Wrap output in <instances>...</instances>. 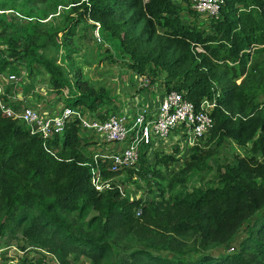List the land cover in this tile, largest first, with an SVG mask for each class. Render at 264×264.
I'll use <instances>...</instances> for the list:
<instances>
[{"label": "trees", "instance_id": "obj_1", "mask_svg": "<svg viewBox=\"0 0 264 264\" xmlns=\"http://www.w3.org/2000/svg\"><path fill=\"white\" fill-rule=\"evenodd\" d=\"M66 5L67 23L60 30L47 29L39 16L25 26L14 12L0 13V72L10 68L12 56L37 60L32 53L37 42L56 43L59 34H74L81 21L93 19L99 22V33L135 71L159 79L167 89L182 90L196 106L212 93L214 84L218 87L211 140L231 137L244 147L252 143V151H264V104L258 98L259 92L264 96V0H224L210 33L185 23L193 10L176 0H70ZM15 7V1L0 0L1 9ZM55 68L52 82L59 92L63 82ZM78 69L73 83L78 93L68 94L66 102L107 116L113 98ZM240 74L245 75L238 84ZM83 132L72 120L60 134L44 138L0 110V235L20 233L32 248H46L63 264L73 263L80 254L92 264H264V221L249 227L232 254L166 256L150 250L159 248L158 239L170 243L159 246L178 250L177 238L186 234L198 240L195 250L203 249L210 246L206 239L212 233L238 227L264 204V161L238 156L235 162L210 167L200 147L191 146L194 152L169 182L181 181L196 168L214 167L217 181L179 191L172 202L162 204L159 199L126 196L115 186L98 191L90 179L93 156L86 151L96 141ZM183 153L178 147L173 153L155 149L154 163H174ZM148 155L144 146L140 164ZM113 244L121 250H114Z\"/></svg>", "mask_w": 264, "mask_h": 264}, {"label": "rangeland", "instance_id": "obj_2", "mask_svg": "<svg viewBox=\"0 0 264 264\" xmlns=\"http://www.w3.org/2000/svg\"><path fill=\"white\" fill-rule=\"evenodd\" d=\"M12 1H15L16 7L14 9L16 11H10V8H0V13L5 12V14H8L9 12H14L20 24H25L26 26L30 22L37 20L38 16L41 17L39 19L42 20L44 26L49 30H60L67 23L65 16L67 12L66 4L70 0ZM179 2L184 7L191 8L188 2L180 0ZM32 16L35 18H32ZM212 22L208 16L200 14L195 10L189 12L185 20V23H190L193 27L202 30L204 33L214 32L212 30ZM96 27L97 23L93 19H85L78 24L74 34H59L60 36H57L56 43L42 37L45 40L43 46L40 42L39 44L41 46H38L37 42L36 49L32 52L37 57V60L32 59L30 56H12L10 68L4 71V87L9 88V91L17 88L20 91L18 92L19 94L31 96V101L35 106L53 109L59 106L60 103H65L68 94L72 93L76 95L78 93L73 83L75 82V71L79 67L78 72H83L84 78H89V81L94 87H103L106 89L109 95L112 91L115 93L126 92L127 88L132 84L136 71L129 65V59L126 56L118 54V51L104 39L98 29L96 32ZM157 27L160 30L164 28L162 23ZM5 54L7 55V51H5ZM47 64H50V69L47 68ZM228 64L236 65V63ZM55 66H57L59 76L61 77L59 81L63 82L59 92L55 90L52 82V73L57 75ZM11 73L15 74V80H10L9 74ZM244 75L240 74L238 76L236 79L238 84L242 83L241 79ZM147 80L146 86L148 87L150 81L148 78ZM111 97L114 102L120 101L119 96ZM258 98L264 104V96L262 93H258ZM263 104L260 103L259 107H263ZM80 108L86 111L83 107ZM112 110L110 111L113 112ZM231 112L232 109L230 110ZM235 114H237L236 110H234ZM214 126L212 129H214ZM83 134L90 135V139H93V137L96 139L95 135L90 132L84 131ZM211 135L212 131L195 144L203 151L206 161L212 165L210 167L215 166L216 163L235 162L238 156L253 155L258 162L264 161V151L261 149L252 151V143L250 142L247 143V147H244L231 137H224L219 142L216 137L211 140ZM100 144L97 143L94 146H87L86 151L89 158L93 156L94 152L98 151V145ZM182 146L184 153L180 156L176 155L178 156V160L174 163L165 165L154 163V150H152L147 156V160L146 158L143 159L144 164H140L139 162L135 167L120 169L116 174L111 176V183H119L126 196H133L147 201H150L152 198L159 199L162 200V204L172 202V195L180 193L179 191H191L194 185L206 187L215 184L217 181V178H215V167L212 169L196 168L193 171L185 173L184 179H181V181L173 184L169 182L170 177L176 175L184 166L185 160L189 159L190 154L194 152V149L190 146L185 144H182ZM173 149L170 148L169 151L173 152ZM257 161L254 165L257 164ZM251 162L252 160H249V164ZM129 169L132 171L131 174ZM154 169H158L160 172L156 174L153 171ZM109 176L105 174V177ZM257 178L259 180L258 176ZM170 184L172 185L170 186ZM158 193L161 195H157ZM261 201L264 202V195H261ZM91 212L96 213L95 210ZM263 214L264 204L247 216L238 227L235 228L229 225L221 230L220 233H212L209 235L206 240L210 246L207 245L203 249L195 250L198 240H194L193 235L186 234L183 237L177 238L179 242L178 250H170L167 249V246H159V244H170L168 241L161 239L156 241L159 248H151L150 250L166 256H178L181 254L196 256L200 252L211 253L215 256L218 254H232L238 252L240 249V241L247 236L249 227L252 225H256L257 227L264 221V216L259 219ZM71 219L73 218L71 217ZM175 236L177 235L174 234ZM113 248L116 251L121 250L115 244H113ZM40 254L44 255L40 256ZM72 255L73 253L68 257L71 258ZM38 260L42 261L41 264H63L57 257L51 255L46 248L40 250L38 248H32L20 233L10 234L8 232L0 235V264H38ZM72 262L71 264H92L90 257L85 254H80Z\"/></svg>", "mask_w": 264, "mask_h": 264}, {"label": "built area", "instance_id": "obj_3", "mask_svg": "<svg viewBox=\"0 0 264 264\" xmlns=\"http://www.w3.org/2000/svg\"><path fill=\"white\" fill-rule=\"evenodd\" d=\"M180 1L188 2L193 10L205 14L212 21L220 18L224 4V0ZM95 22L97 32L99 22ZM196 48L201 49L199 45ZM137 76L138 87H147V78L151 85V79L146 75L138 73ZM9 77L10 80L16 78L14 73L9 74ZM4 82L3 71L0 72V110L25 122L31 133L51 138L60 134L70 121L77 120L83 131L95 135L96 139L93 137L92 140L96 141L95 144H101L98 145V151L94 152L93 163L90 165L91 182L98 191L115 186L122 194H124L122 186L119 183L112 184V177H105L103 170L117 172L122 168L137 166L144 146L149 153L155 149L170 153L169 149L175 147H178L181 153L184 152L182 144L190 147L195 145L212 131L214 125L212 110L221 94L214 84L212 93L203 97L199 106H196L185 97L182 90L165 88L154 114H150L149 108L136 100L131 111L113 106L111 108L113 112L109 111L107 116L100 117L95 111H84L66 101L53 109L35 106L31 96L19 94L17 88L9 91V88L4 87Z\"/></svg>", "mask_w": 264, "mask_h": 264}, {"label": "crops", "instance_id": "obj_4", "mask_svg": "<svg viewBox=\"0 0 264 264\" xmlns=\"http://www.w3.org/2000/svg\"><path fill=\"white\" fill-rule=\"evenodd\" d=\"M136 73H135L134 79L132 80V84H130L126 92L124 91L122 93H115L114 91L111 92L110 94L111 96L120 97V101L114 102L113 100L111 105L116 106L117 108H120V109L124 108V109L131 111L133 110V105L135 104L136 100H138L143 105H146L147 108H149L150 114L151 113L154 114L155 110L157 109L159 105L161 97L165 92V86L162 84L160 80H155V81H152V84L148 87H142V88L138 87L139 78L137 76L138 75L137 71ZM94 145L96 144H93L91 146H94ZM104 145L105 143L102 144V146Z\"/></svg>", "mask_w": 264, "mask_h": 264}, {"label": "clouds", "instance_id": "obj_5", "mask_svg": "<svg viewBox=\"0 0 264 264\" xmlns=\"http://www.w3.org/2000/svg\"><path fill=\"white\" fill-rule=\"evenodd\" d=\"M90 20H91V19H90ZM201 49H202V48H201ZM201 49H200V50H201Z\"/></svg>", "mask_w": 264, "mask_h": 264}]
</instances>
